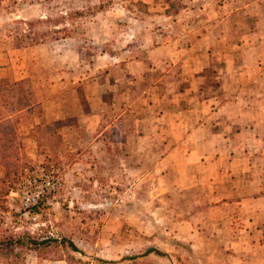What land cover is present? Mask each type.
I'll return each mask as SVG.
<instances>
[{"label":"rangeland","instance_id":"1","mask_svg":"<svg viewBox=\"0 0 264 264\" xmlns=\"http://www.w3.org/2000/svg\"><path fill=\"white\" fill-rule=\"evenodd\" d=\"M100 1L67 23V34L21 45L17 20L98 0H0V109L14 110L22 163L0 182V226L45 223L50 235L74 243L69 253L85 264H264V222L246 220L249 198L264 194V0ZM92 90L103 115L91 135L72 116L42 119L48 95L59 94L68 109L70 94L78 95L87 109L83 93ZM202 100L208 113L198 110ZM186 106L194 112H181ZM208 115L217 123L194 138L204 135L198 150L215 146L218 160L204 168L159 162L171 143L190 146L185 135ZM177 120L186 126L170 123ZM3 172L0 164V179ZM44 175L56 188L24 208L28 180ZM216 178L226 199L239 195L245 205L229 209L219 237L205 238L214 228L196 220L195 229L177 234L176 219L186 213L172 205L188 195L190 212L204 207ZM15 251L17 264H68Z\"/></svg>","mask_w":264,"mask_h":264},{"label":"crops","instance_id":"2","mask_svg":"<svg viewBox=\"0 0 264 264\" xmlns=\"http://www.w3.org/2000/svg\"><path fill=\"white\" fill-rule=\"evenodd\" d=\"M56 84V83H55ZM98 90L90 91V92H84L83 93V99L85 100L86 104L88 105L87 109H84L81 103L80 98L78 95H75L74 97L72 94H70L69 98L71 100L72 106L68 109L67 107H62L60 104V99L58 96L59 94L54 95L53 93L51 95H48L44 101L42 102V119L44 121H54V120H60L65 119L68 116H72L75 118V122H78L79 128L84 129V131L91 135V132H96L94 127H96V120L98 118H102V113L99 116V112L96 108V102H101V95L100 93H97ZM101 91V90H99ZM226 103L224 102L222 105L213 107V111L211 114H216L221 111V108H225ZM208 105V104H207ZM205 104V100H202L200 103L199 109L201 112L205 111L208 113L211 109L208 107V109L205 110V107L207 106ZM196 110V109H195ZM181 112H194L193 108L186 106L183 110H180ZM210 115L207 116L206 119L202 120L200 124L197 126H194L192 130H190L183 140H185V143H188L190 146L184 149V151H181L180 144L182 142L172 145V143L169 145L167 150L164 152V154L159 158V162L163 163L167 160H177L180 164H183L184 166H187L188 163L193 162H200L202 164V167L204 168L205 165H208L209 160H218L220 158V154H218V148L215 146H212V150H198V145H203L206 143V140H204V135H200L198 139H195L194 136L199 133L205 131V129H209V127H212L214 124H216V121H208V118ZM177 120L172 121L170 123H176V126H186L187 121ZM109 124H105V126L96 134L94 135V139L97 138L99 134L103 132V129L107 128ZM69 126V125H68ZM66 126V127H68ZM192 127V125H191ZM249 128V126H248ZM207 161V163H205ZM205 164V165H204ZM171 168H174L171 166ZM195 173L192 174V177H195ZM209 178V177H208ZM212 182V189L207 191L204 195L207 197V201L204 207L196 208L192 211V208L195 206L192 200L188 198V195H185L182 197V199L179 200L177 205H172V207H176L180 212V214L186 213V215H183L181 218L176 219V225L177 230L176 233H189L190 229H195L194 225H191L192 222L195 220L200 222L201 225H212V229L214 231H206L205 238H216L219 237V234L223 233L224 230L220 227L226 219V216L228 217L227 212L229 209H232V211H235L234 209L237 208V210H240V206L245 205L244 199H238V196L231 194L230 199H226L227 196L223 195L222 192L224 190H221L218 185L217 178L214 180H211ZM234 186V185H233ZM173 190L174 188L171 186L170 188ZM233 192V190H232ZM258 194V195H257ZM264 197L263 192L259 193L257 192L254 196L249 198V205H248V217L246 220H248L249 224H257L260 222H264V200L262 199ZM183 201L187 203L188 206L185 207L183 205ZM188 209H185L187 208ZM155 210L163 209V213L166 212L165 207L162 206H155ZM262 214H258L259 212H262ZM166 216V215H165ZM231 216V215H230ZM233 216V215H232ZM238 232H241L240 228L237 230Z\"/></svg>","mask_w":264,"mask_h":264},{"label":"trees","instance_id":"3","mask_svg":"<svg viewBox=\"0 0 264 264\" xmlns=\"http://www.w3.org/2000/svg\"><path fill=\"white\" fill-rule=\"evenodd\" d=\"M100 7L101 1L98 0L97 5L87 3L80 9L66 7L62 12L56 13L55 16L48 15L34 20L19 19L14 28V38L21 45H32L49 38H56L55 35L58 32L64 34L69 32L67 23L74 24L76 19L92 12L94 8ZM57 25L61 27H57ZM14 85L16 86V82L12 81L11 87ZM13 111V108H8L7 111L4 107L0 109V164L4 166L3 178L0 179V182H4V177H7L10 171L16 174V169L22 166L17 132L11 119ZM40 202L41 200L31 207H38ZM41 218H43L42 215ZM23 222L24 224L31 223L26 220ZM48 231V225L45 223H37L35 228L31 230L24 226L20 231H13L10 227L2 228L0 226V263L17 264L16 258L19 253L15 250L18 248L32 251L39 258H64L68 264L86 263V261L69 253L70 251H77V247L72 241L65 237L52 236Z\"/></svg>","mask_w":264,"mask_h":264},{"label":"built area","instance_id":"4","mask_svg":"<svg viewBox=\"0 0 264 264\" xmlns=\"http://www.w3.org/2000/svg\"><path fill=\"white\" fill-rule=\"evenodd\" d=\"M36 170L42 175L43 168L36 166ZM33 182L31 190H25L21 192V202L24 208L33 206L41 199L44 194L52 192L56 188V180L53 177L48 178L47 175H44V178L39 179L36 183V179L32 178L28 182Z\"/></svg>","mask_w":264,"mask_h":264}]
</instances>
